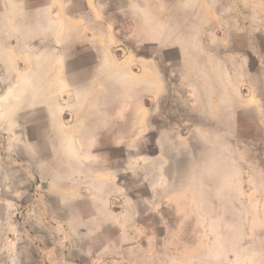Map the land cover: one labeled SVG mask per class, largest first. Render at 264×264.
<instances>
[{
	"label": "rangeland",
	"instance_id": "1",
	"mask_svg": "<svg viewBox=\"0 0 264 264\" xmlns=\"http://www.w3.org/2000/svg\"><path fill=\"white\" fill-rule=\"evenodd\" d=\"M50 1L53 10H107V22L118 26L123 40L115 54L133 60L135 72L141 71L136 57L148 56L169 78L175 71L190 74L180 61L206 50L205 32L191 29L190 0H182L185 15L175 8L177 0H93L89 8L84 0H69L64 7L61 0ZM143 9L149 12L150 41L152 23L170 17L185 25L165 37L185 44L143 46ZM197 38L203 47L194 46ZM19 65L25 72L31 64ZM4 73L0 67V264H264V100L231 110L229 125L213 127L204 126L184 103L175 111L167 103V118L157 127L183 138L166 151L164 189L144 185L136 157L143 143L134 144L129 158L130 150L104 141L97 145L102 165L118 169L111 180L121 185V194L111 192L101 201L91 190L83 191L86 199L73 205L78 191H70L67 204L45 179L47 151L37 142V117L21 109L30 98L16 96L13 73L7 79ZM69 89L65 85L57 96L63 107L71 100ZM211 134L215 141L207 143ZM190 135L197 141L189 142ZM138 136L142 139L143 132ZM122 216L128 220L120 224Z\"/></svg>",
	"mask_w": 264,
	"mask_h": 264
},
{
	"label": "crops",
	"instance_id": "2",
	"mask_svg": "<svg viewBox=\"0 0 264 264\" xmlns=\"http://www.w3.org/2000/svg\"><path fill=\"white\" fill-rule=\"evenodd\" d=\"M31 1L35 0H0V67L4 79L13 73L15 95L30 98L21 109L37 117V142L44 143L47 151L42 173L65 202L73 198L71 190L78 191L73 205L86 199L83 191L91 190L101 201L111 192L121 194V185L111 180L118 169L102 165L97 145L104 141L130 150L129 158L134 157V144L143 143L136 157L141 159L144 185L147 190L164 189L166 151L183 137L162 133L156 122L166 120L167 109L180 110L179 103L206 127L229 125L231 110L263 105L264 0H190L191 29L205 32L206 50L203 54L197 49L188 62L180 61L191 72L175 71L173 78L161 73L151 57H136L139 72L133 70V60L118 59L115 49L123 40L117 35L118 26L107 22V10H53L50 0L39 5ZM61 2L63 7L69 5V0ZM84 2L88 8L94 4ZM176 6L186 14L182 0ZM170 19L152 23L155 33L150 41L149 12L143 9L142 45L159 49L184 45L165 37V32L185 25ZM193 43L204 45L200 38ZM23 62L31 64L25 72L19 65ZM65 85L71 98L67 107L57 97ZM167 103L173 105L166 109ZM188 140L197 138L190 135ZM205 141L213 143V134ZM127 220L119 217L120 224Z\"/></svg>",
	"mask_w": 264,
	"mask_h": 264
}]
</instances>
